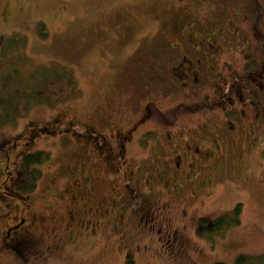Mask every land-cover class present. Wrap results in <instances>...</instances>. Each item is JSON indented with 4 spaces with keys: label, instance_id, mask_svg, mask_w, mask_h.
Returning a JSON list of instances; mask_svg holds the SVG:
<instances>
[{
    "label": "rangeland",
    "instance_id": "obj_1",
    "mask_svg": "<svg viewBox=\"0 0 264 264\" xmlns=\"http://www.w3.org/2000/svg\"><path fill=\"white\" fill-rule=\"evenodd\" d=\"M190 1L0 0V44L23 36V54L33 66L72 70L82 92L77 100L36 106L0 129V181L5 156L11 177L20 180L22 144L29 143L25 153L46 155L33 191L0 194V246L6 227L24 218L38 253L23 258L4 247L0 264H234L240 255L264 253V131L242 138L221 169L197 180L201 200L180 203L172 199L176 186L149 185L141 153L119 138L136 119L122 109L112 138L104 124L107 104L123 105L136 93L132 51L140 37L148 41L165 11ZM252 2L251 24L264 39V0ZM173 107H159L157 117L170 116ZM14 138L16 149L7 154L2 141ZM143 199L154 202V226L141 218ZM222 216L239 223L213 241L192 237L200 218ZM173 229L200 248H172Z\"/></svg>",
    "mask_w": 264,
    "mask_h": 264
},
{
    "label": "flooded vegetation",
    "instance_id": "obj_2",
    "mask_svg": "<svg viewBox=\"0 0 264 264\" xmlns=\"http://www.w3.org/2000/svg\"><path fill=\"white\" fill-rule=\"evenodd\" d=\"M252 4V0H191L165 11L148 41L141 36L132 51L137 55L133 62L135 95H129L130 102L123 105L107 104L104 124L110 136L114 130L119 132L114 118L124 109V117L128 114L129 120L136 121L119 138L126 136L124 145L141 153L145 160L141 167L151 174L149 185L176 186L178 192L172 199L180 203L189 196L192 202L201 200L197 180L221 169L224 157L234 152L242 138L251 139L264 131V39L251 24L255 17ZM261 28L263 35L264 23ZM171 104V115L158 118L159 107ZM142 125L151 128L142 130ZM7 142L1 145L9 154L17 143L15 138ZM21 146L20 164L29 155L24 150L29 143ZM6 158L0 181V194L5 196L17 194L22 184L21 178L11 177ZM200 182V187L205 184ZM153 203L143 199L141 204V218L151 226ZM26 222L20 218L6 227L0 250L13 249L23 258L38 253ZM200 228L191 230L195 240L206 239L207 231L200 236ZM190 241L172 230V248H200Z\"/></svg>",
    "mask_w": 264,
    "mask_h": 264
},
{
    "label": "trees",
    "instance_id": "obj_3",
    "mask_svg": "<svg viewBox=\"0 0 264 264\" xmlns=\"http://www.w3.org/2000/svg\"><path fill=\"white\" fill-rule=\"evenodd\" d=\"M42 29L43 25H40L39 32ZM39 36L44 37V34L40 33ZM25 46L26 39L20 35H14L0 44V129L13 124L17 118L26 115L36 106L53 107L58 103L77 100L82 94L72 70L57 64L33 66L23 54ZM45 159L46 155L39 152L22 158L21 193H29L35 189L40 176L37 166ZM239 206L234 208L233 215L237 216ZM238 223V219L231 221L227 216L213 222L201 219L199 235L204 236L203 231H207L206 239L213 241V237L222 236ZM234 264H264V253L240 255Z\"/></svg>",
    "mask_w": 264,
    "mask_h": 264
}]
</instances>
